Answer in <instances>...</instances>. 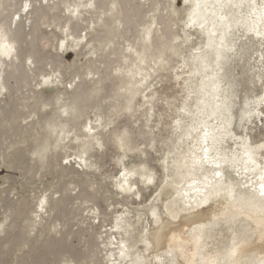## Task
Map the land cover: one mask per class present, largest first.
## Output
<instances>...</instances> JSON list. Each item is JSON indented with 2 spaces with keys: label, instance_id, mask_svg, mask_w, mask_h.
I'll return each instance as SVG.
<instances>
[{
  "label": "bare ground",
  "instance_id": "bare-ground-1",
  "mask_svg": "<svg viewBox=\"0 0 264 264\" xmlns=\"http://www.w3.org/2000/svg\"><path fill=\"white\" fill-rule=\"evenodd\" d=\"M196 3L0 0V264H264V0Z\"/></svg>",
  "mask_w": 264,
  "mask_h": 264
},
{
  "label": "rangeland",
  "instance_id": "rangeland-1",
  "mask_svg": "<svg viewBox=\"0 0 264 264\" xmlns=\"http://www.w3.org/2000/svg\"><path fill=\"white\" fill-rule=\"evenodd\" d=\"M180 6H183V2L180 4ZM66 57H67L66 60H67L69 63H73V61L76 59V54L74 53V51L70 50V51L67 52ZM81 60H82L81 62H86V57L83 56V57L81 58ZM63 161H64V163H67V160L64 159ZM108 165H109V164H108ZM8 173H10V174H12V175H14V176H16V177H19L21 180L25 181V179H23V178L21 177V175H20L21 172H19V171H14V170H9V169H7L6 167H4L3 165H0V184L3 183V181H4V180H3V176L6 175V174H8ZM28 175H29V174H28ZM51 178L53 179V176H52V175L49 176V180H50ZM20 179H19V180H20ZM57 179H58V178H57ZM57 179H55V180H57ZM57 181H58V180H57ZM55 182H56V181H55ZM32 190H33V189H29V190H27V191H23L22 194H29V193L31 194V193H32ZM39 191L41 192L42 190H41V189H38V192H39ZM32 194H33V193H32ZM78 202H80V201H78ZM90 204L92 205L91 202H90L89 204H88V203L85 204V205L83 204L84 206L82 205V208H83V209H80V213H81V212H82V213L84 212V214L81 213L82 215H80V217H79V215H78L77 217H75V218L73 219L72 224H71L72 229L76 230V229H78L82 224H84V223L86 222L84 225H82V226H85L86 224H88V223L92 220V219H90V217H89V215H90V209H89V210H88V209H87V210L85 209V211H84V207H85L86 205H90ZM32 205L34 206L35 203H33ZM1 211H4L3 208L0 209V212H1ZM88 212H89V213H88ZM0 214H1L0 217H3V216H4L3 212H1ZM2 214H3V215H2ZM87 214H88V215H87ZM83 215H84V216H83ZM88 217H89V219H88ZM84 218H85V220H84ZM75 219H76V220H75ZM77 220H78V221H77ZM82 220H83V221H82ZM96 220H97V219H96ZM20 221H21V220H20ZM75 221H77V224L74 223ZM79 221H80V222H79ZM81 222H82V223H81ZM83 222H84V223H83ZM87 222H88V223H87ZM96 222H97V221H96ZM73 223H74V225H75V224H76V225L74 226ZM78 223H79V224H78ZM107 223H108V222H107ZM107 223H105V224L107 225ZM72 225H73V226H72ZM78 225H80V226H78ZM86 226H87V225H86ZM101 230H104V228H101ZM52 231H53V229H52ZM33 234H34V233H33ZM82 241H85V239L81 240V242H82ZM83 243L85 244V242H83ZM83 243H82V244H83ZM82 244H81V246H82ZM84 244H83V245H84ZM82 247H84V246H82Z\"/></svg>",
  "mask_w": 264,
  "mask_h": 264
},
{
  "label": "snow or ice",
  "instance_id": "snow-or-ice-1",
  "mask_svg": "<svg viewBox=\"0 0 264 264\" xmlns=\"http://www.w3.org/2000/svg\"><path fill=\"white\" fill-rule=\"evenodd\" d=\"M196 7H197V8L200 7L199 0H197ZM189 20H190V23H195V21H193V20L191 19V17L189 18ZM260 99H261V102H264V97H261ZM206 136H207V133H206ZM262 147H264V145H262ZM250 159H251V157H250ZM205 160H207V149H205ZM252 162L255 163V161H252ZM216 167H220V165H216ZM257 167H259V166H257ZM134 174H135L134 172H132V173L121 172V173H120L121 177H126L127 175H134ZM215 176H216V177H221V176H222V173L219 172V171H217V172L215 173ZM259 179H260V185H259V189H260V191H259V194H260V196H261L262 198H264V174H262V175L260 176ZM149 182H151V181H149ZM229 191H230V190H229ZM230 194H231V192H230ZM154 215H155V213H154ZM237 254H238V253H237L236 249H233L228 255H229L230 257H234V256H236Z\"/></svg>",
  "mask_w": 264,
  "mask_h": 264
}]
</instances>
